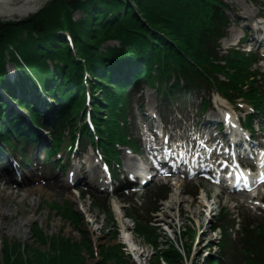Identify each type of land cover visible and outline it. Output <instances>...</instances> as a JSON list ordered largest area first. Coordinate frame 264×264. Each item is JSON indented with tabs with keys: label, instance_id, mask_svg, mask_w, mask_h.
Wrapping results in <instances>:
<instances>
[{
	"label": "rangeland",
	"instance_id": "374dc122",
	"mask_svg": "<svg viewBox=\"0 0 264 264\" xmlns=\"http://www.w3.org/2000/svg\"><path fill=\"white\" fill-rule=\"evenodd\" d=\"M79 16L78 11L74 12L75 20ZM119 45L118 41L113 40L107 42L103 47L113 48ZM169 187L172 191L173 187ZM1 194L7 195V199L10 201L6 202L9 207V210L6 211V217L0 218V264H36L35 260L38 261V257L45 259L48 256L50 258L53 253L60 255L62 251L64 256L63 259H60L61 264H174V262L162 260L155 245L152 244L151 240L140 235L139 227L131 218L124 217L121 219L117 212H115L117 217L111 211L110 214L104 212L89 198L82 196L75 199V197L67 194L59 195L48 191L42 194L36 191L28 196L24 193L12 194L11 191H4L0 188ZM208 194L213 198V204L215 201L218 202L219 191L217 189L209 190ZM12 197L14 200H11ZM182 200H184L183 204L176 206L170 199L164 203V207L161 208L162 212L158 215L159 220L167 213L173 215L172 220L178 210L181 216L180 218L175 217V220L172 221L173 225L170 232H165L164 227L159 230L164 236H168L165 237L166 242L170 240L169 242L176 246H181L182 243L190 245L191 242L194 246L197 241H200L195 244L194 248L192 245L190 247L194 250V264H212L211 262L217 258L218 251L216 248L220 243L219 239L216 238L217 234L210 232L206 237L205 235L201 237L199 233L195 241L194 234L191 235L190 232L187 236L183 234L182 239L179 236L181 227L192 226L198 229L197 221H195L196 216L200 221L199 226H203L201 232L205 233L212 226V224L210 226L206 224L208 218L205 194H202L201 197H192L188 193V195H183ZM66 202L72 203L71 205L77 203V210L82 205L84 206V211L87 210L85 211L86 214L82 213L80 208L77 211L82 217L81 222L70 221L69 218H64L61 215V207L57 206L58 204L66 205ZM126 206L125 204L119 205L121 214L128 215V209L131 207ZM26 218H28L27 222L26 220L21 222L22 219ZM122 222L135 228V230L131 228L130 232L133 233L135 241L140 243L138 251L145 255L138 257V253L131 254L128 250L125 251V248L123 249L124 254L122 252H114L116 256L110 254L109 251L117 248L118 245L123 246L125 243ZM39 232L43 234H38ZM163 239L161 238V240ZM8 245L10 249H8ZM74 247H77L74 249L76 252L79 250L78 254L73 252ZM134 256L137 258L135 259ZM80 259H84V262L81 263ZM193 259L186 264H192Z\"/></svg>",
	"mask_w": 264,
	"mask_h": 264
},
{
	"label": "trees",
	"instance_id": "16d2710c",
	"mask_svg": "<svg viewBox=\"0 0 264 264\" xmlns=\"http://www.w3.org/2000/svg\"><path fill=\"white\" fill-rule=\"evenodd\" d=\"M66 0H56L48 8L39 12L34 18L30 21L21 23L20 28H28L30 31H37L41 34V37L51 34L50 27L59 25L58 15L61 9L65 6ZM136 8L134 9L130 4L129 0H84L80 1L77 5V8H80L84 11V16L78 25L72 24L73 34L75 40L80 47V51L86 52L90 58H94L92 50L98 49L100 40L98 39V30L95 31L92 29L93 21L95 20L100 28L99 32L104 34L107 32V35L121 34L124 29L133 32L134 34H141L142 32H149L151 29H157L163 31L174 40L179 43V46L183 49H186L192 59L196 62H200L201 53L200 51L192 46L189 48L183 41L189 37V31L185 26V21H182L180 14L184 11L189 12L193 6L198 2V0H131ZM126 9V10H124ZM141 13L142 17L148 22V26L145 22L139 18L137 13ZM71 19V15L69 14ZM100 22V23H99ZM181 24V25H180ZM6 25V24H5ZM5 25H0V55L3 54L2 47L9 40L17 38V34H14L11 28H4ZM86 31L84 34V39H86V44L83 45L80 41V36L78 38V31ZM61 37V36H60ZM60 37L54 35V37H48L46 40L39 41H28L26 43V48L28 53H33L36 55V51L40 53H46L48 51H55L61 57L67 61V65H73L74 62L71 60L73 55L69 48L61 43ZM162 43H167L162 37H158ZM191 37L187 39V44L191 43ZM18 48L20 45L17 46ZM21 50V49H19ZM86 55V54H84ZM41 56V55H40ZM204 57V54H202ZM111 125H118L117 122H112L107 125L109 133L114 131L115 127ZM73 248V252L78 254ZM78 251V250H77ZM63 252V251H62ZM112 256H116L114 252L121 253V248H114L109 251ZM63 253L58 256V259L54 260L53 257L42 259L36 261V264H61L60 259H63ZM169 260L174 261V264H179L176 261L174 255H169ZM121 261V259H120ZM80 262L83 263L84 260L80 259ZM17 264V263H16Z\"/></svg>",
	"mask_w": 264,
	"mask_h": 264
},
{
	"label": "bare ground",
	"instance_id": "6f19581e",
	"mask_svg": "<svg viewBox=\"0 0 264 264\" xmlns=\"http://www.w3.org/2000/svg\"><path fill=\"white\" fill-rule=\"evenodd\" d=\"M16 0H0V17L3 18H14V17H25L33 12H35L45 0H21L20 4L13 3ZM242 17V15H241ZM51 83V82H50ZM52 84V83H51ZM146 103L150 104L151 99L150 98H145ZM32 194V193H30ZM179 194H176V197L174 199L175 202L181 201V203L184 202L182 200V197H178ZM6 195H0V213H6V209L9 210V207L7 203L5 202ZM36 210L34 209V212ZM26 220L28 221V218L22 219L21 222ZM125 227V239L128 241L133 249H135L134 245V236L133 233L130 232L131 226L124 225ZM26 228V227H25ZM136 251V250H135Z\"/></svg>",
	"mask_w": 264,
	"mask_h": 264
},
{
	"label": "water",
	"instance_id": "95a60500",
	"mask_svg": "<svg viewBox=\"0 0 264 264\" xmlns=\"http://www.w3.org/2000/svg\"><path fill=\"white\" fill-rule=\"evenodd\" d=\"M72 4H74V2H72Z\"/></svg>",
	"mask_w": 264,
	"mask_h": 264
}]
</instances>
